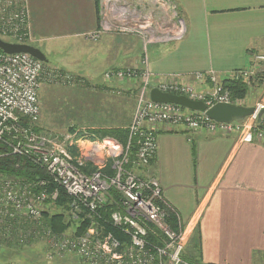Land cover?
<instances>
[{"label": "built area", "instance_id": "obj_1", "mask_svg": "<svg viewBox=\"0 0 264 264\" xmlns=\"http://www.w3.org/2000/svg\"><path fill=\"white\" fill-rule=\"evenodd\" d=\"M27 18L24 5L0 0L1 35L19 42L30 38ZM177 24L172 36L179 38L184 33V23L179 20ZM172 36L161 39L166 41ZM254 60L248 68L233 70L228 78H244L249 82L261 71L259 63L264 61V55H255ZM146 65L147 59L143 56L141 68L114 67L104 73L107 82L138 83L135 107L126 127L125 145L110 138H96L91 142L97 155L104 149L112 158L113 173L108 174L103 170L106 163L101 159L91 163L96 169L90 172L81 169L90 157L70 132L40 135L34 130L40 117L39 90L45 80L42 61L26 52L0 54V140L8 139L6 142L12 153L43 165L52 182L73 199V212L78 211L79 203L91 219L81 235L54 233L44 225L42 213L48 204H54L57 190H49L45 179L18 182L3 179L0 180L1 237L11 238L15 226L21 243L42 233L48 239V258L75 253L84 264H197L182 256V230L180 226L174 229L168 220L169 211L173 210L165 202L159 181L153 176L139 175L137 171L139 167L148 166L155 155V125H183L191 130L236 134L243 142L264 143V113L260 114L264 102L253 103V112L240 121L217 122L204 111L149 98L150 89L155 87L162 92L202 100L208 107L217 102L243 105V101L232 100L229 88L214 70L195 71L190 80H181L172 74L154 77ZM52 78L69 82L71 76L55 73ZM67 142L76 147V155L69 151ZM132 149L134 169L124 166ZM111 189L119 197L118 209L110 213L109 220L124 234L123 238L104 232L97 221V211L107 199L113 198L109 193Z\"/></svg>", "mask_w": 264, "mask_h": 264}, {"label": "crops", "instance_id": "obj_2", "mask_svg": "<svg viewBox=\"0 0 264 264\" xmlns=\"http://www.w3.org/2000/svg\"><path fill=\"white\" fill-rule=\"evenodd\" d=\"M168 1L174 11L166 4ZM26 2L31 10L32 25H43L47 20L44 11L50 9V0ZM54 2L60 3L61 10L84 7L77 15L65 13L69 21L60 25H80L87 29L84 31L100 28L103 16L100 15L99 21L94 0ZM131 2L133 6L139 5L133 11L134 22L124 23L138 25L144 17L147 26L142 31L123 34L146 43V67L154 77L172 74L181 80H190L193 72L212 69L223 80L235 69L250 67L255 55H264V0ZM174 18L176 23L182 20L184 33L182 37L171 35L164 41L158 27L172 26ZM61 32L56 36L62 37ZM141 58L125 67L141 68ZM259 68L261 71L249 81V95L254 103L264 102V61L259 63ZM119 84L125 89L132 83ZM155 131V155L148 166L138 171L159 181L165 202L182 230L184 249L193 240L197 228L202 262L213 261L221 255L217 251L221 240L223 247L230 243V250H239L234 256H225L237 264L242 261L243 249L264 248V143L243 142L236 134L209 133L168 123H158ZM29 241L33 243L34 237ZM25 247L29 246L24 245L23 249L20 244L15 247L0 244V250L8 253L0 257V264H23L26 260L28 264H40L41 259L30 258L33 249Z\"/></svg>", "mask_w": 264, "mask_h": 264}, {"label": "rangeland", "instance_id": "obj_3", "mask_svg": "<svg viewBox=\"0 0 264 264\" xmlns=\"http://www.w3.org/2000/svg\"><path fill=\"white\" fill-rule=\"evenodd\" d=\"M13 1L18 3L19 6L24 5L28 11L27 19L29 20L31 35L30 38L24 40L26 41L24 43L39 48L48 60L47 66L43 70L45 80L39 90L40 117L37 123L39 128V131H36L37 134L64 135L70 132L73 139L78 140L77 143H82V149L90 157L88 158L90 163L101 159L107 165L108 160H110L109 169L107 168L106 170L105 165L103 170L105 173L112 174L113 172L110 173L113 171L111 168L113 164L112 158L107 155L104 149L97 155V151H94L91 146L93 145L91 142L98 137L89 139L86 137L88 134L90 135V132L97 129L110 127L126 128L131 119L138 88L130 91L126 87L123 89L121 84L118 86V82H107L104 78V73L114 67L124 68L133 64L136 59L146 56V43L136 42L133 36L130 35L129 37V35L123 34L131 33L128 31L132 30L142 31L144 27L146 28L147 24L144 21V17H141L140 20L139 15H136L140 20L138 25L124 23L134 22L132 21V18H135L133 11L139 5L136 4L135 6L134 4L133 6L132 0H98V10L96 12L95 7V12L96 14L99 12V21L100 15L103 16L100 22L101 26L92 31H84L87 29H83L80 25H60L69 21L64 15L65 13H75L77 15L84 7L81 10H61L59 8L60 3L50 0V3H48V8L50 9L44 11L47 20H45L43 25H38L39 27H37V25H32L31 23V10L28 8L26 0ZM157 1L159 4L163 3V0ZM143 3L144 1H141V4ZM166 4L171 5V9L174 11L172 3L168 1ZM117 23L121 24L116 26ZM175 24L172 26H159V36L164 38L174 35L178 25L176 19ZM171 27L174 29H171ZM60 30L62 32L59 35H63L62 37L56 36ZM92 34L96 36L93 37V35L91 37ZM0 38L6 41L16 40L1 34ZM16 42L19 41L16 40ZM61 71H65L63 73L71 76L69 82L57 80L60 75L57 78H52L55 73H61ZM250 97L251 95L248 92L244 100V103L248 106L254 103ZM68 127H73V129L69 131ZM104 138L110 137L105 136L100 139ZM66 145L68 148L71 146L68 142ZM138 174L145 176L139 171ZM3 179H10L15 182L22 180L21 177L0 175V180ZM45 210L52 213L56 211V206L55 204H48ZM73 231V227L70 226L66 233L71 235ZM33 237V243L26 240L27 242L22 245L23 249L24 245L29 246L25 248L33 249L30 252V258H39L45 264H84L75 253H65L62 256L48 258L50 249L46 235L39 233V235H33ZM22 246L20 245V247ZM231 248L232 245L230 243H226L223 247V240H221L219 250H217L221 255L213 261L202 262L199 257L201 248L195 247V242L191 240L187 248L183 249L182 256H185L188 261L198 264H237L226 259L228 255L234 256L239 251L230 250ZM243 252L242 261L239 264H264V248L251 249L249 251L243 249ZM7 254L0 250V257L3 258ZM23 264H28L27 260Z\"/></svg>", "mask_w": 264, "mask_h": 264}, {"label": "trees", "instance_id": "obj_4", "mask_svg": "<svg viewBox=\"0 0 264 264\" xmlns=\"http://www.w3.org/2000/svg\"><path fill=\"white\" fill-rule=\"evenodd\" d=\"M95 7L96 12L98 10V0H95ZM98 15V14H97ZM98 21V18H97ZM13 42L16 40H12ZM18 41V40H17ZM26 42V41H23ZM3 53V51L0 49V54ZM48 61V60H47ZM47 61L42 62L43 68L47 66ZM65 71H61L63 73ZM65 74V73H63ZM222 83L225 87L229 88L231 92V98L233 101H243L241 104L248 106L244 103V100L246 98V95L248 94L250 90L251 84L247 82L244 78H225L222 80ZM138 83H132L131 85L128 84L126 86L127 90L134 91L137 90ZM73 127H68V130L71 131ZM35 131H39V128L37 125L34 126ZM108 136L110 139L115 140L116 142L120 143L122 146L125 145L127 140V128L125 127H110V128H104V129H97L93 132H90V135L86 138H102ZM8 140V139H7ZM6 138H3L0 140V175H5L7 177H21L23 180H32L36 181L39 179H45L47 181V188L49 190H57V197L54 201V204L56 206V211L49 212L47 210L43 211L42 213V221L46 228H48L50 231L62 234L68 231V228L70 226L73 227V235H81L85 232L86 228L88 227L90 223V218L88 216V213L84 206H81V204L77 203L78 211L73 212V199L65 192L64 189L56 185L52 182L51 178L49 177L48 173L46 172L43 165L40 163L34 162L31 158L19 154H14L10 151V148L7 145ZM69 151L76 155V147L69 146ZM134 149H132L129 153V161L126 165H124L126 168H133L134 164L133 161L135 160L134 156ZM152 161V159H151ZM150 161V163H151ZM110 160H108L106 165L109 169ZM138 168V167H137ZM85 172H90L96 167H94L89 161L86 162V166L81 168ZM142 169V167L138 168V170ZM112 173V171L110 172ZM113 198L107 199L106 202L103 204V206L97 211V221L99 225L102 227L104 232H110L114 236L118 238H123L124 234L120 231V229L114 227L110 223V213L113 210L118 209V194L111 189L109 192ZM169 222L173 226L174 229H177V219L173 212L169 211ZM26 226V225H24ZM16 228V226H15ZM12 230L11 238H3L0 236V244H7L12 247H15L16 245H23L25 244L29 239H26L24 243L19 242V238L17 237L16 229ZM200 237L198 228L195 230V233L192 236V241L195 242V247L198 246V239ZM197 242V243H196ZM39 259V258H37ZM40 264H45L43 261H40ZM198 264V263H197ZM206 264H213V263H206Z\"/></svg>", "mask_w": 264, "mask_h": 264}, {"label": "water", "instance_id": "obj_5", "mask_svg": "<svg viewBox=\"0 0 264 264\" xmlns=\"http://www.w3.org/2000/svg\"><path fill=\"white\" fill-rule=\"evenodd\" d=\"M0 49L4 53L26 52L42 62L47 61L46 56L39 48L24 42H12L0 38ZM149 98L157 102L175 103L190 110L204 111L207 116L217 122L240 121L253 112L252 106L226 102H217L208 107L202 100L191 99L185 95L162 92L155 87L150 89ZM262 113H264V108L260 111V114Z\"/></svg>", "mask_w": 264, "mask_h": 264}]
</instances>
